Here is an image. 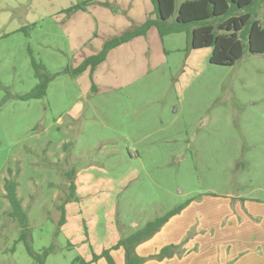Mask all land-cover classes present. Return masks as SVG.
I'll list each match as a JSON object with an SVG mask.
<instances>
[{
  "label": "rangeland",
  "instance_id": "obj_1",
  "mask_svg": "<svg viewBox=\"0 0 264 264\" xmlns=\"http://www.w3.org/2000/svg\"><path fill=\"white\" fill-rule=\"evenodd\" d=\"M57 9V0H0V264H38L23 232L35 255L51 246L45 264H73L185 203L187 214H221L231 196L264 213V52L245 46L235 64H213L211 47L188 48L178 32L164 36L163 56L115 49L74 75ZM256 17L264 23V1ZM33 58L56 76L44 97L24 100L39 82ZM73 172L78 190L64 205ZM5 177L19 182L28 225L8 215ZM161 250L143 257L180 256Z\"/></svg>",
  "mask_w": 264,
  "mask_h": 264
},
{
  "label": "crops",
  "instance_id": "obj_2",
  "mask_svg": "<svg viewBox=\"0 0 264 264\" xmlns=\"http://www.w3.org/2000/svg\"><path fill=\"white\" fill-rule=\"evenodd\" d=\"M57 2L58 9L55 16L58 20L62 19L58 23L62 25L65 33L67 51L70 56H74L75 63L71 65L72 69L87 59L85 57L76 60V56L96 55L101 52L105 43L141 26L148 19L156 18L151 0H95L85 9H80L68 17L65 10L80 1L77 3L73 1L68 5H66L68 0H57ZM35 20L37 23L38 19ZM16 30L18 28L12 32L15 33ZM26 34H28L27 30ZM55 44L57 45L54 48L60 51L59 42L56 41ZM144 44H146L145 48H141ZM161 44L163 46L165 44L164 37L160 36L156 26H152L146 35L137 36L112 48L107 56H112L115 49L121 50L123 56L146 54V56H163ZM39 45L41 46V43ZM168 50V47H164V52L168 53ZM208 197L203 195L201 202H196L199 203L198 206H205ZM224 199V204L227 206L224 211L226 214L224 212L220 214L209 207L210 210L197 216L192 213L187 214L189 212L184 209L172 216L149 241L139 244L136 252L143 257L159 252L165 244L184 242L181 247L182 254L163 260L149 259L141 264H264V213L253 212L249 200L241 202L238 197L231 196ZM244 209L249 212L252 219L247 216ZM174 235L178 240H175ZM156 239L161 241L158 248L148 249L142 253L141 246L149 247L148 245ZM124 252L121 255L125 260ZM121 264H125V261Z\"/></svg>",
  "mask_w": 264,
  "mask_h": 264
},
{
  "label": "trees",
  "instance_id": "obj_3",
  "mask_svg": "<svg viewBox=\"0 0 264 264\" xmlns=\"http://www.w3.org/2000/svg\"><path fill=\"white\" fill-rule=\"evenodd\" d=\"M94 1L86 0L67 8L65 10L66 16H71L76 11L85 9L88 4ZM151 1L156 14L154 20L148 19L141 26L105 43L100 53L87 58L74 69L68 67L65 72H71L74 75L80 74L91 64L94 69L96 65L107 58V54L112 48L126 43L137 36L146 35L152 26L157 27L162 38L168 34L185 32L188 39V48L211 47L210 62L213 64L225 66L235 64L243 56L245 46L248 47L251 53L264 52V23L256 17V9L264 0ZM32 62L39 82L33 91L22 96L24 100L44 97L49 83L56 76L46 73L43 64L37 62L34 58ZM67 177L71 181L69 185L70 195L64 205L75 198L78 190L75 173L73 172ZM4 180L5 197L11 205L8 215L21 225H28L27 209L24 208L23 200L17 192L18 180L11 177H5ZM186 204L176 207L161 217L148 221L144 227L136 229L131 235L120 239L110 248L104 249L100 254L93 252L91 260L78 256L73 261V264H91L101 257H106L108 264H116L111 256V251L121 247L125 251V264L143 263L145 258L138 255L136 247L155 235L172 216L180 213ZM64 205H62V224L65 220ZM19 239L26 241L28 252L35 257L38 264L46 263V258L51 252V246L45 248L41 254L35 255L32 247L28 244L26 233L23 232ZM181 247L179 245H168L161 250L157 257L163 258L175 252L182 254L183 250Z\"/></svg>",
  "mask_w": 264,
  "mask_h": 264
}]
</instances>
